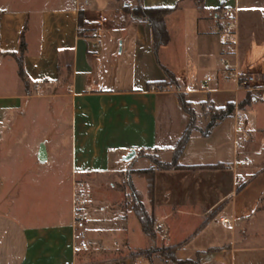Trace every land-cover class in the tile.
Wrapping results in <instances>:
<instances>
[{
    "label": "crops",
    "instance_id": "0c3cea01",
    "mask_svg": "<svg viewBox=\"0 0 264 264\" xmlns=\"http://www.w3.org/2000/svg\"><path fill=\"white\" fill-rule=\"evenodd\" d=\"M83 1L88 6L78 13ZM137 6L175 7L164 20L169 41L156 56L149 24L126 11ZM224 8L233 11L236 35L235 51L225 58L235 72L256 75L264 87V0H204L201 10L193 0H0V264H75L161 244L175 247L180 262L264 264V102L251 98L208 136L200 133L209 122L205 105L220 109L249 95L226 76L221 62ZM95 18L102 21L98 48L77 33ZM21 35L26 84L12 55L19 52ZM164 69L174 75L196 115L177 165L221 168L156 169L149 202L138 172L155 168L151 156L170 165L190 124L179 91L158 88L166 79ZM64 76L65 92L42 94L60 86ZM46 100L68 105L65 137L19 142L8 151L10 140L23 136L14 122L39 118ZM238 112L247 118V141L235 131ZM238 142L241 150L235 148ZM41 143L47 153L42 164L37 160ZM131 151L134 157L125 161ZM244 158L249 164L241 163ZM44 178H50L47 185ZM75 180L84 183L87 194L89 220L82 231L73 228ZM42 185L47 190L36 192ZM18 187L22 192L10 200ZM133 191L162 223V235L143 234L129 205ZM43 193L46 205L36 202ZM27 199L32 208L19 210ZM87 241L97 249L77 250Z\"/></svg>",
    "mask_w": 264,
    "mask_h": 264
},
{
    "label": "trees",
    "instance_id": "16d2710c",
    "mask_svg": "<svg viewBox=\"0 0 264 264\" xmlns=\"http://www.w3.org/2000/svg\"><path fill=\"white\" fill-rule=\"evenodd\" d=\"M203 1L204 0H193L196 8L198 10H201L203 8ZM175 7L173 8H142L141 6L134 7L132 9L126 8V11L128 14L131 15L133 18H138L141 21L149 24L150 29H151V34H152V51L153 54L156 56L157 51L160 47L167 45L169 41L168 33L165 27V17L171 13ZM25 51V43L23 40V36L21 35L20 37V44H19V52L17 55L12 54L13 57L16 59L17 64H18V74L19 77L23 82L26 84L25 80V74L21 66V59L22 55ZM164 73L166 76L165 81L159 83L158 88L160 90H165L169 87H173L176 89V91H179L177 94V99L179 102V105L181 106L182 110L190 117V124L188 128L184 131L183 135L180 137V139L177 141L175 147H174V153H173V158L172 162L170 165H163L165 168L173 167L174 169L177 170H216L221 168V166H193V167H186V166H178L177 161L181 154L183 153V150L186 146V144L189 141L191 131L195 129V112L192 108L191 103L187 102L185 99V95L180 92L181 87L178 85L174 75L170 73L169 71L164 69ZM260 79L264 83V72L260 76ZM251 100V96L247 95L244 100L239 102L237 105L234 104H227L224 108L220 109H211L210 112H207L209 115V122L205 128V130L200 131L201 135L206 137L209 135L211 129L219 122L223 121L224 119L230 117L232 113L235 111V109L242 110L244 107L249 105ZM204 109V108H203ZM141 176L145 177L146 181V187H147V198L149 202H152L153 196H154V172L152 170H143L138 172ZM134 195V201L136 202L137 206L139 207V210L137 211L136 206L134 207L136 211L137 218L139 220L142 232L145 236L154 239L155 238V233L153 231V221H154V216L150 214L149 216L143 209L140 200L141 196L133 191ZM264 200V196L262 198ZM141 207V208H140ZM174 251L175 247H170L165 254L167 257V260L171 262V264H196L197 261H185V262H180L177 261L174 257ZM146 251H139V253H145Z\"/></svg>",
    "mask_w": 264,
    "mask_h": 264
},
{
    "label": "built area",
    "instance_id": "2783aa9c",
    "mask_svg": "<svg viewBox=\"0 0 264 264\" xmlns=\"http://www.w3.org/2000/svg\"><path fill=\"white\" fill-rule=\"evenodd\" d=\"M88 6V1L78 2L76 10L78 13L84 12V9ZM231 8H224L220 13L222 20L221 36L223 46V58L222 64L224 65V71L228 78H233L237 82V86L240 90L249 94L252 100L256 102H264V87L260 83L259 79L254 74H238L229 65L226 55L233 54L235 51L236 35H235V23L232 16ZM79 36L85 38L93 48H98L101 45V33H102V21L100 19H90L84 23L83 26L77 28ZM209 81V80H207ZM204 110L211 111V107L207 104L204 106ZM233 121L235 131L247 141L249 135L246 130L247 118L244 114L238 112L233 114ZM264 145V144H263ZM262 145V146H263ZM237 150L243 148V144L238 142L235 144ZM257 151L256 154H259ZM242 164H249V159L244 158L241 161ZM86 189L83 182L79 180L73 181L72 185V218L73 228L76 231H82L85 228L86 223L89 220V216L86 212ZM154 230L157 234H163V225L158 220H155ZM79 239H83L82 234H79ZM77 250L88 252L92 249V243L80 242L77 245ZM75 264H141L138 258H124L117 260H109L104 262H77Z\"/></svg>",
    "mask_w": 264,
    "mask_h": 264
},
{
    "label": "rangeland",
    "instance_id": "374dc122",
    "mask_svg": "<svg viewBox=\"0 0 264 264\" xmlns=\"http://www.w3.org/2000/svg\"><path fill=\"white\" fill-rule=\"evenodd\" d=\"M61 85L59 86L58 84L56 85H52L51 87L45 88L42 91L43 95H57L60 93H63L67 90V85H68V76H64L63 79L61 80ZM42 108L44 109V112L42 115L39 116V118L36 119H31L29 121L26 120H22V121H17L14 122V127L13 129L18 131V130H23V136L22 139H18L15 140V138L13 137L10 140V146L7 148V150H11L12 152V148H14V144L17 143H31V142H38L40 139L42 141H46V142H50V140L53 137H62L64 138V133H65V123H66V119H67V104L64 101H44V103L41 104ZM205 111V110H204ZM207 112V111H205ZM56 133V134H55ZM6 150V152H8ZM20 158L16 159L19 160ZM24 159V158H23ZM151 161H153V163L155 164V168L151 167L147 170H152L154 172V178H155V170L156 169H160V168H165L161 163H159L154 157L151 156ZM138 177L144 178V176H141L140 174H137ZM26 178H22V180H25ZM41 180L43 178H40ZM50 178H44V184L47 185V181ZM43 184V185H44ZM42 185V187H43ZM40 187V189L34 188L36 192H41L44 190H47L46 188H42ZM21 187H18V189H16L15 191L12 192L10 200L16 197V195H19L22 191L20 189ZM40 190V191H39ZM31 191L30 188L26 189V191L24 190V194H29ZM28 192V193H27ZM14 196V197H13ZM131 198V199H130ZM154 198V196H153ZM129 199H130V203L129 205L134 208L136 206L137 211L139 210V207L137 206L136 202L134 201V197L131 193V195H129ZM47 194H44L39 198V200H36V202H40L43 205L48 204L47 201ZM33 204H31V202L27 199V200H23V202H21V204L18 206L19 210L21 211H27L28 209L32 208ZM36 205V203H35ZM142 205V204H141ZM143 207V205H142ZM141 208V207H140ZM144 209V207H143ZM145 210V209H144ZM146 212V211H145ZM147 215L149 216L150 214L148 212H146ZM155 220H157L156 218H154L153 221V226L154 223L156 222ZM153 231L155 233V235L157 234L156 231L153 228ZM92 243V249L88 252H92L94 250L97 249L96 244H94L91 241H87ZM137 245L139 247H143L144 245V241L143 240H138L136 241ZM170 247H165L164 245H152L151 247L147 248V249H143V251H146L145 253H139L138 250L136 252H132V253H118L117 255H114V258L112 259H107V260H99V261H91V262H104V261H109V260H117V259H124V258H138L141 262V264H171L170 261L167 260V257L165 256V254L167 253L168 249ZM144 259H146L147 261H145Z\"/></svg>",
    "mask_w": 264,
    "mask_h": 264
},
{
    "label": "water",
    "instance_id": "95a60500",
    "mask_svg": "<svg viewBox=\"0 0 264 264\" xmlns=\"http://www.w3.org/2000/svg\"><path fill=\"white\" fill-rule=\"evenodd\" d=\"M135 153L133 151H131L124 159L125 161H129L134 157ZM47 159V153L45 150V145L43 143H41L39 145V150H38V155H37V160L39 163H45Z\"/></svg>",
    "mask_w": 264,
    "mask_h": 264
}]
</instances>
